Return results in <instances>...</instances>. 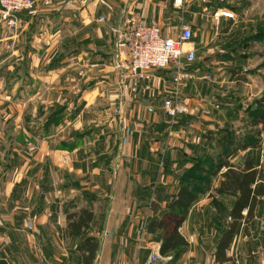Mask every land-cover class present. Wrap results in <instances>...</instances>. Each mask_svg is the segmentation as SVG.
<instances>
[{"label":"crops","instance_id":"crops-1","mask_svg":"<svg viewBox=\"0 0 264 264\" xmlns=\"http://www.w3.org/2000/svg\"><path fill=\"white\" fill-rule=\"evenodd\" d=\"M125 22L157 25L168 36L191 27L196 56L185 66L195 77L178 97L187 112L171 117L163 108L171 66L131 88L115 55L114 29ZM263 64L264 0H34L15 30L0 20V264H83L82 238L69 234L66 216L81 208L93 214L92 264H147L159 242L143 231L147 219L160 216L184 170L212 166L230 149L217 144L224 129L238 141L256 130L257 146L229 160L242 166L250 158L264 180V128L235 124L245 96L259 97L250 76ZM33 101L41 105L24 119L37 117L38 128L17 126ZM150 188L157 205L146 215ZM211 190L179 227L184 253L160 264H226L213 256Z\"/></svg>","mask_w":264,"mask_h":264},{"label":"trees","instance_id":"trees-1","mask_svg":"<svg viewBox=\"0 0 264 264\" xmlns=\"http://www.w3.org/2000/svg\"><path fill=\"white\" fill-rule=\"evenodd\" d=\"M254 104L257 106L255 109H253V105L250 109H246L250 112L249 124L251 126L260 124V128L263 129L264 93L255 100ZM222 131L224 134H220L217 144L223 142L230 149L224 150L223 154L218 155L212 166L197 162L191 168L184 170L178 178L177 191L169 195L160 216L148 218L146 221L144 231L159 241V253L162 256H170V262L178 260L188 246V241L180 232L179 227L185 220L189 208L201 194L212 189V183L205 178L206 176L215 177L219 174L221 177L218 184L209 193V205L214 209L211 223L219 228L213 251L216 263L234 261L231 256L227 255V249L241 224L244 230H247L248 225L255 219L259 207L264 205L262 169L253 164L250 158L242 166L229 160V156L238 149L257 146L258 139L255 140L252 136H247L245 140L238 141L234 135L228 132V129ZM150 192L151 188L146 193L147 198ZM223 195L231 197L228 203L222 200L221 196ZM156 196L157 192L155 191V202L151 211H154L157 205ZM147 198L143 203L144 209L147 207ZM66 216L69 220L67 223L69 234H75L82 238L81 250L82 252L86 251V254L83 253V264H92L98 250L96 237L88 235L89 224L93 216L92 211L81 208L78 212L67 213Z\"/></svg>","mask_w":264,"mask_h":264},{"label":"built area","instance_id":"built-area-1","mask_svg":"<svg viewBox=\"0 0 264 264\" xmlns=\"http://www.w3.org/2000/svg\"><path fill=\"white\" fill-rule=\"evenodd\" d=\"M34 0H0V18L3 19L10 30L16 29L19 13L31 9ZM225 17H233L229 9L220 11ZM115 33V55L120 68L124 69L126 76L131 79V88L147 80L150 72L165 69L171 66L172 91L163 101L165 112L174 117L177 113L187 112V108L178 101L181 83L195 77L185 65L195 59V49L190 44L192 29L182 25L175 36L163 35L157 25H146L141 22H125L118 24ZM209 77L208 75L206 76ZM155 202V189L147 198L146 215L151 211ZM144 231V228H143ZM159 242L150 246L147 264H160L163 256L159 253Z\"/></svg>","mask_w":264,"mask_h":264},{"label":"rangeland","instance_id":"rangeland-1","mask_svg":"<svg viewBox=\"0 0 264 264\" xmlns=\"http://www.w3.org/2000/svg\"><path fill=\"white\" fill-rule=\"evenodd\" d=\"M0 20L4 23V26L7 29L8 27L6 26L3 19L0 18ZM3 48H6L5 44ZM262 66H263L262 71H256V73H251V76H250L251 79H253V81L251 80L250 82L254 83L255 85V88H253V91H255L256 93H259V97L264 93V64ZM259 97L253 96V95L251 96L250 94L245 96L243 101H245V103L247 104L246 109H250L252 105L254 106L255 100ZM38 100L40 99L37 98V101ZM40 105L41 104L34 102V101L32 104L23 105V109H24L23 116H21L15 122L16 125L22 126L23 124L29 123L28 126L33 125L38 128L39 119L37 117H32L28 119L29 121H26L24 117H26L27 114L28 115L36 114L37 109L39 108ZM249 114H250L249 110H245L243 113H241L240 124L238 122L235 123L238 128H243V126H246L244 129H247L248 127L247 124H249L250 122V119L248 118ZM252 129L250 131L244 130L249 135V137L251 136L254 137V134L256 132L255 129L254 130ZM34 144H36V142ZM31 149L34 150L35 146L33 145ZM205 178L208 179V181L211 183L215 181V177L206 176ZM221 198L225 203H228L229 200L231 199V197L226 196V195L221 196ZM216 228L218 231L219 228L218 227ZM232 243H233V246L231 245L230 248L227 250V255H230L231 257H233L234 261L226 263V264H264V206H262L258 210V213L255 219L248 225L247 230H244L243 225L241 224Z\"/></svg>","mask_w":264,"mask_h":264},{"label":"bare ground","instance_id":"bare-ground-1","mask_svg":"<svg viewBox=\"0 0 264 264\" xmlns=\"http://www.w3.org/2000/svg\"><path fill=\"white\" fill-rule=\"evenodd\" d=\"M188 45H185V47H187Z\"/></svg>","mask_w":264,"mask_h":264},{"label":"water","instance_id":"water-1","mask_svg":"<svg viewBox=\"0 0 264 264\" xmlns=\"http://www.w3.org/2000/svg\"><path fill=\"white\" fill-rule=\"evenodd\" d=\"M156 264H158V263H156Z\"/></svg>","mask_w":264,"mask_h":264}]
</instances>
